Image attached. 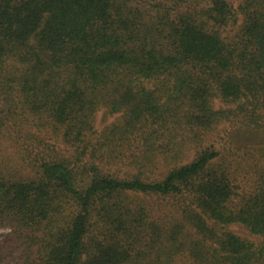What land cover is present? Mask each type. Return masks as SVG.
<instances>
[{
	"label": "trees",
	"instance_id": "trees-1",
	"mask_svg": "<svg viewBox=\"0 0 264 264\" xmlns=\"http://www.w3.org/2000/svg\"><path fill=\"white\" fill-rule=\"evenodd\" d=\"M168 19L142 28L120 0H0L15 264H264V147L245 189L242 164L204 144L223 122L264 128V1ZM101 109L118 117L98 131Z\"/></svg>",
	"mask_w": 264,
	"mask_h": 264
},
{
	"label": "rangeland",
	"instance_id": "rangeland-1",
	"mask_svg": "<svg viewBox=\"0 0 264 264\" xmlns=\"http://www.w3.org/2000/svg\"><path fill=\"white\" fill-rule=\"evenodd\" d=\"M120 1H122V3H124L130 10L131 17L137 20L142 25V28H162L163 21H168V18L173 21L178 12L184 13L190 11H200L204 7H208L210 2V0ZM226 1L234 11H237L238 6L242 3V0ZM241 21L242 17L239 16L235 25L227 27V32L229 31L228 33L232 34L233 31L240 26ZM219 105L220 103L216 100L215 107H218ZM117 117L118 115L110 114L107 109H101L97 112L95 117V128L100 131L107 125L113 123ZM40 137L44 139L43 135ZM204 144H212L226 156V160L231 161L233 164L234 162L241 163L242 167L238 171L241 186L248 189L252 185L251 181L254 174L249 171L247 164L255 162V160L254 157H250L249 153L252 152L257 156V152L254 150L260 148L261 146L264 147V128L248 129L240 126V124L236 122H223L216 126L213 130L204 134ZM10 150L19 152L18 148L14 146H11ZM10 150L8 149V153ZM260 160H264V158L260 156ZM30 174V169H25L21 175L24 178L30 176ZM229 229L240 237L250 240L255 244L259 243L261 240L259 236L249 233L241 224H232L229 226ZM12 248L14 247L11 241V229L9 227L0 226V264H7L8 262L15 264L17 262L13 258L14 255H11ZM3 260H5V263L2 262Z\"/></svg>",
	"mask_w": 264,
	"mask_h": 264
}]
</instances>
